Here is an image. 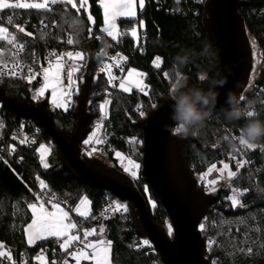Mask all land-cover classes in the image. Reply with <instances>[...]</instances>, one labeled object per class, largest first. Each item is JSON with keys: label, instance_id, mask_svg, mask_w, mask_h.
<instances>
[{"label": "trees", "instance_id": "1", "mask_svg": "<svg viewBox=\"0 0 264 264\" xmlns=\"http://www.w3.org/2000/svg\"><path fill=\"white\" fill-rule=\"evenodd\" d=\"M241 1L243 4L239 10L240 14L245 20L250 36L257 42L262 52L261 72L253 84L252 90L246 95L245 101L242 102L245 103L248 99L264 100V0ZM205 2L206 0H145V7L136 19L121 20L119 22L121 33L125 35L117 41H113L100 30V26L103 24V15L98 0H90L92 15L97 20V28L92 39L96 40L98 51L101 53L105 44H107L109 45L107 55L112 56L119 53L127 56L128 60L124 72H127L130 68H135L146 73V84L149 86L148 96H144L136 90L124 93L117 87L113 88L108 84L107 76L99 72L101 64L107 59L106 55L99 60L96 68L98 83L94 92V100L90 110L91 116L87 123L84 139L94 131L100 121L102 114L99 111V104L105 99H111L112 103L108 106V118L101 128L108 140L102 153L97 156L91 154V158L98 157L124 172L118 166L115 156V152L119 151L127 157H132L141 165L143 144L130 142L133 138L143 139L142 129L135 123L155 109L152 100L156 101L159 107L162 99L169 98L168 93L173 82L170 70L173 66L174 57L181 53L182 49L195 50L200 53L207 46L210 53L209 56L195 58L183 67L181 72L184 75L192 78L196 83H200L198 73L201 71H207L212 78L218 76L220 60L203 26ZM59 7L61 6H56V8ZM16 11L23 21H32V25L28 26V30L33 31L39 41L38 45L30 41L28 52L36 49L43 53L48 47L57 45L58 39L51 36L45 37L43 41L39 40L41 28L37 26L34 29L33 26L38 24L40 19H45L50 25L47 31L55 36H60V28H53L51 22L55 21L63 26V13L44 14L37 10ZM0 15H4V13ZM141 20L144 21L145 27L143 31H140L139 43H136L129 31ZM88 28L89 22L85 19V26L80 28L78 43L70 46L73 51L81 50L84 54L87 53L88 44L91 41ZM66 37L67 30L64 33V38L66 39ZM157 55L163 59L160 69H156L152 64ZM114 72L117 75L121 74L119 69ZM164 72L168 73L169 78L164 77ZM84 73L85 68L81 72V80ZM0 89L6 96L17 98L20 101L29 98L27 85L22 79H0ZM77 105L78 100H76L73 110L69 112L56 111L53 122L57 130L64 131L70 136L75 133L77 118L74 113ZM257 110L261 113V118L264 119V104L258 103ZM140 112H143L144 115L141 116ZM1 113L5 122L1 144L6 149L7 146L13 144L11 135L19 123L14 122L9 110L1 108ZM25 119L28 124L41 129V134L38 137L39 142L51 146L52 152L48 156V160L52 167L45 170L39 165V153L35 149H22L19 153L20 157H24L22 162H18V157L11 158L5 151L11 167L3 162L0 163V202H2L0 204V242L11 249L13 255L20 256L24 254L31 259L39 253L40 247L45 248L49 256H52L54 251L59 253V246L54 239L38 242L36 246L29 247L26 236L22 232L25 222L30 223L29 217L31 216L30 211L25 213V202H34L28 188L30 187L34 191L39 190L35 177L40 175L41 179L49 185L50 191L60 200L67 202V210L69 207L74 208L79 199L84 196L91 201V214L97 219L93 220L90 217L84 222V227L99 229L103 226L105 228L104 237L113 241V264H163L153 247L145 246L141 250L135 248L140 235L137 234L132 224L131 203L123 201L110 193L98 191L79 181L68 169L64 168L54 140L40 126L39 122L35 119ZM244 123V120L229 123L224 119L223 113L214 111L205 121L204 126L196 130L195 135L179 136L180 138L196 140L189 143L188 148L189 167L198 182L213 163L219 167L222 165L221 162L229 161L231 169L236 170V161L231 159V156L236 155V153L228 147L224 136L239 135V129ZM83 141L81 143L82 149L85 148ZM198 144L208 147V149L204 150ZM258 146H260V149L248 151V158L253 159L256 164L253 165L254 170L251 172L245 166L238 173V177L233 178L230 187L249 190L241 197L242 203L248 207L233 209L231 201L228 199L232 195V191L230 188L222 189L218 195V200L211 207L212 212L202 222L205 225V229L201 231L205 243L209 239L217 242L211 252L206 248L207 258L210 261L216 259L218 264H264V249L260 247L264 243V231L254 230L258 227H264V171H256V168L264 163V152L261 151V148H264V141H261ZM237 159H240V157L237 156ZM16 173L23 175V182L18 179ZM134 180L137 188L148 202L153 221L160 226H166L168 223L167 214L147 181L142 178L141 171L138 178ZM106 195L111 200L126 204L128 212L125 215L108 219L99 217L106 202ZM18 202L20 211L16 212L14 205ZM152 203L155 204V207ZM70 215L76 222L83 219L76 216L75 213H70ZM241 219L246 220L247 223L241 224ZM237 229L240 231L237 232ZM248 247L254 249L252 254L247 253L246 249ZM241 248L245 251L240 252L239 249Z\"/></svg>", "mask_w": 264, "mask_h": 264}, {"label": "water", "instance_id": "2", "mask_svg": "<svg viewBox=\"0 0 264 264\" xmlns=\"http://www.w3.org/2000/svg\"><path fill=\"white\" fill-rule=\"evenodd\" d=\"M242 4L241 0H206L204 5L203 26L220 60L216 78L225 77L227 80L224 87L217 89L219 97L214 111L228 107L225 99L230 90L238 96L244 95L251 83L255 58L250 34L239 11ZM93 18L96 24L89 22L92 33L90 36L88 31L91 40L87 49L88 64L82 77L81 93L74 113L77 127L72 136L56 129L53 122L56 111L49 107L47 99L32 104L27 99L20 101L8 97L0 89L1 108L10 111L15 123L22 118L37 120L54 140L64 168L79 181L131 203L133 227L138 235L150 241L163 264H210L199 225L212 212L211 207L220 193L210 195L198 187V181L189 167L188 148V144L196 140L173 135L166 127L173 125L172 101L169 98L162 99L159 107L135 124L143 133L141 176L164 208L168 223L173 228L172 237L166 226L153 221L148 202L131 176L105 160L82 153L81 143L86 135L98 83L96 67L104 56L98 55L96 40L92 39L97 28V20ZM238 82L240 87H237ZM188 83L199 84L192 78H188ZM203 86L207 87V84Z\"/></svg>", "mask_w": 264, "mask_h": 264}, {"label": "snow or ice", "instance_id": "3", "mask_svg": "<svg viewBox=\"0 0 264 264\" xmlns=\"http://www.w3.org/2000/svg\"><path fill=\"white\" fill-rule=\"evenodd\" d=\"M99 6L103 9V20L105 27L102 29L103 32L107 34L113 41H117L119 37L125 35L121 33L117 26L118 17H131L135 18L137 16V0H98ZM55 6H61L56 8ZM91 3L90 0H0V14L4 13L5 10H9V14L5 17L0 15V79L16 78L24 79L29 84H31L37 76H42V86L36 89V97L44 96L46 90H51L52 103L55 108L63 109L68 111L71 104V93L73 91V85L76 80L74 79L75 74L78 73L82 67L78 61H83L85 59L84 53L81 51H67V52H57L55 50L50 51L44 58L47 61V67L41 66V70L35 71L36 66L40 63L35 59L36 53L32 52L30 55L33 57L30 64L24 63V59L29 55L27 49L30 47L29 40H23V37L34 38L35 33L28 30V21L24 24L18 23L16 17L19 13L16 10H37L44 13L61 12L63 13L64 20L63 26H60L57 22L52 21L51 26L53 28H60V36H55L53 33H49L47 29L49 28V22L45 19L39 20V25L41 26V31L39 35V40H45V37H53L59 39L60 43H66L71 46L78 43V37L80 34V28L85 26L86 21L90 22L92 25L96 24L95 19L91 13ZM145 7V0H139V8L143 10ZM74 10V13H73ZM86 14V17L83 15ZM141 27L144 25V21H139ZM67 30V37L64 38V33ZM89 34L91 36L92 29L88 28ZM131 36L137 39L139 43V37L137 30L133 28L131 30ZM117 58H112L115 67L124 71L122 62L127 61L128 57L117 54ZM153 66L156 69H160L163 64V59L157 55L152 61ZM67 66L65 85V75L64 69ZM26 70V72H25ZM101 71L107 73V82L113 88L117 85L113 81L117 80L118 77L113 75V64L105 63ZM146 73L139 72L136 69H128L127 75L120 80L119 89L124 93L132 92L133 88L137 89L144 96H148L147 91L148 85L145 84L144 78ZM164 77H168V73L164 72ZM112 103L111 99H105L99 104V111L102 114L100 121L97 123L95 130L88 136L87 139L83 141L85 146L94 145L89 151V155L93 152L98 151L95 146L103 145L105 140L100 138L98 133L100 129L104 126V121L108 118L107 107ZM143 116L144 113L140 112ZM5 127L4 122L0 121V130ZM23 127V126H21ZM225 135L224 137H226ZM12 139L15 141L17 137L13 136ZM132 143H137L138 141L133 138ZM20 145L25 144H36L35 139H29L28 136H24L22 139L18 140ZM258 145H243L244 150H250L257 148ZM7 152V155L12 156L17 151L16 144L7 146L6 149L0 148V153ZM39 153V165L47 170L52 165L48 160V156L51 154V146L45 144H39V147L35 149ZM264 152V148H261ZM232 152L243 157L245 152L241 148L232 149ZM115 156L120 161L123 171L131 175L134 179L138 178V171L140 165L136 163L131 157H125L121 152H115ZM24 157H19V161H23ZM232 160L236 161V170L233 171L229 163H222V167L217 168V165L213 163L207 170V173L202 175L200 179L205 181L209 192H215L217 190L216 185L220 180L225 181L227 184L231 185L233 178L238 177V173L245 168V165L249 163L246 159H237L236 155L231 156ZM126 161V163H125ZM0 162L5 165L9 164V161L5 159L3 154H0ZM15 171V170H13ZM213 171L219 173L217 179L205 180L207 175H210ZM18 179L23 182V175L16 173ZM36 181H38L39 190L34 191L32 188H28L31 192L34 202H25L26 209L25 213L30 211L31 216L29 217L30 223L25 222V226L22 228V232L26 236V242L29 247L37 245V242L49 241L54 239L55 243L59 245V249L65 253L66 258L63 260H52L49 262L46 249L40 247L39 253L34 257L38 264H70L69 258L75 262V264H81V261H90L91 264H113L112 251H113V241L104 238L105 228L101 226L99 232L95 227L88 229L84 227V222L90 217L95 220L97 217L91 214V201L84 196L79 199L78 204L72 208L62 207V203L65 205L67 202H61L58 200L56 195L52 193L49 189V185L41 179L40 175H36ZM232 195L228 197L231 201V207L233 209H244L248 207L242 203L241 197L244 196L249 190L248 189H236L230 188ZM2 204V202H0ZM46 205H50L51 210ZM16 212L20 211L19 202L14 205ZM155 207V204H153ZM105 212L115 213H127L128 207L124 203L113 201L104 210ZM70 213H75L76 216L83 218L80 222L73 220ZM107 219V217H105ZM241 224H246L247 221L241 219ZM201 231L205 229V225L201 223L199 225ZM82 230V235H81ZM255 231H264V227H258L254 229ZM240 230L237 229V232ZM172 226H168V234L172 235ZM99 236V239L90 241L89 238L93 236ZM216 241L213 239L207 240L206 248L209 252L212 251L213 247L216 245ZM145 246L150 247V241L148 239L142 240L136 244L137 248H143ZM261 249H264V243L260 245ZM240 252H244L245 249H239ZM247 253L252 254L254 249L248 247L246 249ZM0 264H18L17 259L14 258L11 249L7 248L6 245L0 242ZM22 264H30L29 260L25 259ZM210 264H218L216 259H212Z\"/></svg>", "mask_w": 264, "mask_h": 264}, {"label": "clouds", "instance_id": "4", "mask_svg": "<svg viewBox=\"0 0 264 264\" xmlns=\"http://www.w3.org/2000/svg\"><path fill=\"white\" fill-rule=\"evenodd\" d=\"M105 44L104 50L98 55H107ZM207 46L200 53L195 50L182 49L173 60V66L170 75L173 77L171 88L168 93L169 99L172 101V126H166L173 135L187 137L195 135L196 130L202 128L205 121L212 115L216 109L219 92L218 88L224 87L227 83L225 77L212 78L207 71L198 73L199 84L190 85L188 77L181 72V69L191 63L195 58L201 56H209ZM207 87H204V84ZM237 87H240L239 82ZM243 94L239 96L229 91L226 94L225 104L227 108H221L224 119L231 123L234 121L244 120L245 123L239 129L238 136H226L228 147L236 149L243 145H258L264 141V119L257 110V104H264V100L248 99L245 103Z\"/></svg>", "mask_w": 264, "mask_h": 264}, {"label": "built area", "instance_id": "5", "mask_svg": "<svg viewBox=\"0 0 264 264\" xmlns=\"http://www.w3.org/2000/svg\"><path fill=\"white\" fill-rule=\"evenodd\" d=\"M7 14H9V11L4 12V16H5V17L7 16ZM16 21H17L18 23H21V24H24L25 21H28V22H29L28 26H31V25H32V21H31V20H25V21H23L20 15H18V16L16 17ZM19 21H20V22H19ZM46 22H47V21H46ZM37 26H38L39 28H41V26L39 25V23H38V24H34L33 28L35 29ZM49 27H50V25H49ZM19 35H21V38H22L23 40L33 41V42L36 43V45L39 44V41H38V39H37L36 37H34V38H27V37H23L22 34H19ZM53 50L57 51L58 53H59V52L73 51L69 45H67L66 43H63V44L60 43V41H59V39H58V41H57V45L52 46V47H48V49L45 50L43 53H41L39 50H36V49H35L34 51L28 52V49H27V52H28L29 55L27 56L26 59H24L23 62H24V63H28V64H30L31 61H32V59H33V57H32L30 54H31L32 52H35V53H36L35 59H37V60L40 62V63L36 66L35 71H38V72H39V71L41 70V66H43V67H47V66H48V65H47V61H46L44 58L47 56V54H48L50 51H53ZM73 52H74V51H73ZM126 62H127V61H124V63H123L124 70H125V67H126ZM78 63H79L80 65H82V67H81L80 71H79L78 73L75 74L74 79L76 80V82H75V84L73 85V91H72V93H71V104H70L69 109H68L67 112H69V111H71V110L74 109L75 104H76V100H78V97H79V95H80V93H81V84H82V80H81V72H82V70H83V68H84V62H83V61H78ZM67 70H68V69H67V66H66L65 69H64V75H65L64 83H65V85L67 84V80H66V72H67ZM25 72H26V70H25ZM124 73H125V72H121V74L118 75V77H122V76H124ZM5 78H7V77H5ZM15 79H16V78H15ZM22 80H23V81L26 83V85H27V93H28V97H29L28 100H29L30 103H32V104H36V103H40V102H42L43 100L47 99V100H48V105H49V107H50L51 109H53L54 111H59V110H57L54 106H51V105L49 104V95H50V91H49V90H48V92H47V90H46L44 96H42V97H38V98H35V97H36V89H38L40 86H42V83H43L42 76H37V78H36L31 84H29V83H28L26 80H24V79H22ZM119 82H120V79H117V80L114 81V84L117 85V83L119 84ZM144 82H145V84H146V77L144 78ZM117 86H118V85H117ZM117 86H116V87H117ZM251 90H252V89H250L249 92H250ZM136 91L139 92L138 90H136ZM147 91L149 92V89H147ZM249 92H248V93H249ZM139 93H140V92H139ZM248 93H247V94H248ZM141 94H142V93H141ZM247 94H246V95H247ZM246 95H244V97H246ZM152 105L154 106L155 109L158 107L157 102L154 101V100H152ZM0 121H3V122H4L3 115H2V113H1V105H0ZM18 123H19L18 126L14 129V131L12 132V135H11V139H12L13 136L17 137V140H15V141L12 139V140H13V144H16V146H17V151H16V153H15L14 155H12V156H10V157H11V158H12V157H13V158L18 157V162H22V161H19V157H20L19 153L21 152L22 149H36V148L39 147V144H44V143H40V142H39V138H38V137H39V135L41 134V129H40V128L28 124L25 118L20 119ZM4 125H5V122H4ZM21 126H23V127H21ZM3 133H4V128H3L2 130H0V148H4V146L1 144V142H2V137H3ZM24 136H28L30 140H31V139H35V140L37 141V143H36V144H25V145H20V144L18 143V140H19V139H22ZM88 136H89V135H88ZM230 136H238V134H230ZM87 138H88V137H86V139H87ZM100 138L104 139V140H105V143H104L103 145L95 146V147L98 148V151L93 152L92 154H97V155H99V154L102 153V151H103V147H104V145L106 144L108 138H107V136H106L104 133L100 136ZM84 140H85V139H84ZM135 140L138 141L137 144H143V139H142V138H139V137H138V138H136ZM83 144H84V143H83ZM93 146H94V145L85 146V148L82 149V153H83L84 155L90 157V155H89L88 153H89L91 147H93ZM237 148H241V150L245 152V154H244L243 157H240L238 154H236V155H237L238 157H240V159L243 158V159H246V160L249 161V163H248L247 165H245V166H247L248 169H249V171L252 172V171L254 170L253 165L255 164V161H254L253 159L248 158V151H249V150H244V149L242 148V146H238ZM4 149H5V148H4ZM255 149H260V146H258V147L255 148ZM255 149H250V150H255ZM0 154H3L6 160L9 159V158H7V155H6L5 152H2V153H0ZM0 163H1V162H0ZM255 165H256V164H255ZM260 170L264 171V163L256 168V171H260ZM140 171H141V167L139 168L138 174L140 173ZM128 175H129V174H128ZM37 185H38V181H37ZM38 187H39V186H38ZM58 200L61 201V202H64L63 200H60L59 198H58ZM105 200H106V202L104 203V205H103V207H102V210H101V213H100L99 217H102V218H104V219H105V217H107V219H108V218H111V217L122 216V215H125V214H126V213H115V214H113V213H111L110 211H109V212H105V211H104L105 208H106L110 203H112V202L114 201V200L109 199L108 195L105 196ZM116 202H117V201H116ZM46 206L49 207V210H51L50 205H46ZM62 207H66V210H67V205H65L64 203H62ZM81 235H82V230H81ZM144 239H145V238L139 236V238L137 239V243L142 242V240H144ZM137 243H136V244H137ZM58 246H59V245H58ZM150 246L153 247L151 243H150ZM135 248H136L137 250H141V249H143L144 247H143V248H137V247L135 246ZM36 255H37V254H35V255L32 257V259L29 258V257H27V256H25L24 254H21L20 256H15V255H13V256H14V258L17 259L18 264H22V261L25 260V259L29 260L30 264H38V262L35 261V259H34V257H35ZM46 255H47V258H48L49 262H51L52 260H63V259L66 258L65 253H63L61 250L59 251V253H57L56 251H54L53 254H52V256H49L48 251H46ZM69 260H70V264H75V262L72 261L70 258H69ZM155 264H157V263H155Z\"/></svg>", "mask_w": 264, "mask_h": 264}, {"label": "rangeland", "instance_id": "6", "mask_svg": "<svg viewBox=\"0 0 264 264\" xmlns=\"http://www.w3.org/2000/svg\"><path fill=\"white\" fill-rule=\"evenodd\" d=\"M56 7V6H55ZM21 10H23V9H21ZM7 11H9V10H5V12H7ZM142 10L139 8V0H137V16L135 17V18H131V17H118L117 18V26H118V29H119V31L121 32V28H120V25H119V22L121 21V20H129V19H136L137 17H138V14L141 12ZM40 12H42V11H40ZM42 13H44V12H42ZM44 14H48V13H44ZM102 15H103V9H102ZM105 27V25H104V20H103V24L100 26V30L102 31V29ZM144 27H145V25H143V27H141L140 26V24H137L134 28L137 30V33H138V37L140 36V31H143L144 30ZM132 30V29H131ZM131 30L129 31V33H131ZM103 32V31H102ZM105 33V32H104ZM106 34V33H105ZM131 35V34H130ZM132 37V36H131ZM120 38V37H119ZM118 38V39H119ZM133 38V37H132ZM134 39V41L137 43V39L136 38H133ZM250 39H251V43H252V47H253V52H254V58H255V65H254V71H253V74H252V79H251V83H250V86H249V88L247 89V91L245 92V94L244 95H246L248 92H249V90L250 89H252V86H253V84L255 83V81L258 79V77H259V75H260V72H261V59H262V52H261V50L259 49V47H258V44H257V42L250 36ZM77 51H81V50H77ZM82 53H83V51H81ZM84 56H85V58L86 59H84L83 60V62H84V68H86V66H87V64H88V57H87V53H85L84 54ZM106 57H107V59H105L104 60V62H103V64H101V66H100V68H99V72H102V73H104L106 76H107V73L106 72H103V71H101V69H102V67L104 66V64L105 63H112L113 64V75H115V76H117L118 77V75L114 72L115 70H117L118 68H116L115 67V63H114V61H113V59L112 58H117L118 59V57H117V55H112V56H110V55H106ZM124 62H122V64H123ZM97 68V67H96ZM130 69H135V68H130ZM137 70V69H136ZM137 71H139V70H137ZM124 72V71H123ZM140 72V71H139ZM127 75V72H125L124 73V76H122V77H118V79H120V80H122L125 76ZM113 83H114V81H113ZM120 83V82H119ZM117 88H119V84L117 83ZM49 91H50V95H49V104L51 105V106H54L53 105V103H52V96H51V90L50 89H48ZM48 90H47V92H48ZM121 90V89H120ZM133 90H137V89H135V88H133ZM132 90V91H133ZM109 106V105H108ZM57 109V108H56ZM57 110H59V111H62V112H67V111H64L63 109H57ZM107 110H108V107H107ZM148 116V115H147ZM147 116H145L144 118H146ZM143 118V119H144ZM95 130V129H94ZM103 134V132H102V130L100 129V132L98 133V135H99V137L101 136ZM89 135H91V134H89ZM46 145V144H45ZM93 156H97V154H93ZM125 156V155H124ZM125 157H127V156H125ZM117 158V157H116ZM132 158V157H131ZM133 159V158H132ZM134 160V159H133ZM117 163H118V166L123 170V168L121 167V164H120V161L118 160V158H117ZM125 163H126V161H125ZM137 163V162H136ZM223 163H229L230 164V162L229 161H224ZM139 164V163H138ZM142 164V163H141ZM140 165V164H139ZM140 167H141V165H140ZM220 167H222V165L221 166H219V167H217V168H220ZM230 167H231V165H230ZM124 173H126V172H124ZM205 173H207V171L205 172ZM204 173V174H205ZM126 174H128V173H126ZM203 174V175H204ZM129 176H131V175H129ZM218 176H219V173L218 172H216V171H213L210 175H207L206 177H205V180H211V179H217L218 178ZM132 177V176H131ZM133 178V177H132ZM134 179V178H133ZM198 187H202L204 190H205V192L207 193V194H210V195H218V193H220L221 192V190L222 189H229L230 187H231V185H229V184H227L225 181H223V180H220L219 182H218V184L216 185V188H217V190L215 191V192H209L208 191V187L206 186V183H205V181H202L201 179H200V182H198ZM152 204H154V203H152ZM90 207H91V205H90ZM170 224L169 223H167L166 224V228H167V232H168V226H169ZM97 229V228H96ZM173 229V228H172ZM97 232H99V229H97ZM172 235H173V232H172ZM172 235H170L171 237H172ZM98 236V235H97ZM97 236H93V237H90L89 238V240L90 241H94V240H96V238H100V237H97ZM105 238V237H104ZM106 239V238H105ZM38 243V242H37ZM91 264V262L90 261H81V264Z\"/></svg>", "mask_w": 264, "mask_h": 264}]
</instances>
